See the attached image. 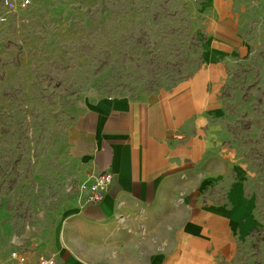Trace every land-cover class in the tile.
Returning <instances> with one entry per match:
<instances>
[{"label":"rangeland","instance_id":"obj_1","mask_svg":"<svg viewBox=\"0 0 264 264\" xmlns=\"http://www.w3.org/2000/svg\"><path fill=\"white\" fill-rule=\"evenodd\" d=\"M218 18L241 50L226 61L212 130L252 221L228 264H264V0H33L18 13L0 0V255L20 231L44 250L85 204L68 140L81 110L172 91L199 68Z\"/></svg>","mask_w":264,"mask_h":264},{"label":"crops","instance_id":"obj_2","mask_svg":"<svg viewBox=\"0 0 264 264\" xmlns=\"http://www.w3.org/2000/svg\"><path fill=\"white\" fill-rule=\"evenodd\" d=\"M222 22L202 43L199 68L172 91L99 98L74 118V158L113 178L100 202L66 211L50 232L44 250L59 264H228L252 221L212 130L226 61L241 50Z\"/></svg>","mask_w":264,"mask_h":264},{"label":"built area","instance_id":"obj_3","mask_svg":"<svg viewBox=\"0 0 264 264\" xmlns=\"http://www.w3.org/2000/svg\"><path fill=\"white\" fill-rule=\"evenodd\" d=\"M33 0H4L9 12L18 13L27 8ZM80 184L84 189L85 204L100 202L108 193L112 174L87 164L78 168ZM40 238L32 237L26 231L14 232L10 237V252L5 263L0 264H59L54 253L46 252L40 246Z\"/></svg>","mask_w":264,"mask_h":264}]
</instances>
